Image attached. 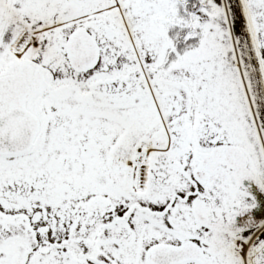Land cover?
<instances>
[{
  "label": "snow or ice",
  "instance_id": "6c2138e0",
  "mask_svg": "<svg viewBox=\"0 0 264 264\" xmlns=\"http://www.w3.org/2000/svg\"><path fill=\"white\" fill-rule=\"evenodd\" d=\"M0 264H264V0H0Z\"/></svg>",
  "mask_w": 264,
  "mask_h": 264
}]
</instances>
